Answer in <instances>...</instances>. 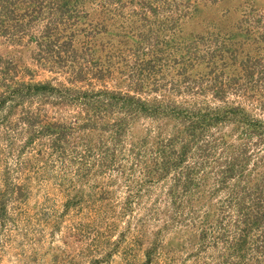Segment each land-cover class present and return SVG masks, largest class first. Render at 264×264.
<instances>
[{
    "label": "trees",
    "instance_id": "1",
    "mask_svg": "<svg viewBox=\"0 0 264 264\" xmlns=\"http://www.w3.org/2000/svg\"><path fill=\"white\" fill-rule=\"evenodd\" d=\"M182 1V6L191 3ZM186 5L180 15L188 14ZM123 7L102 1L97 40L110 31L104 20ZM142 8L159 14L175 12L177 5L149 0ZM85 9L84 0H0V35L16 31L28 37L37 64L64 77L27 79L12 60L0 56V129L5 128L0 169L3 163L10 173L0 175V226L13 222L16 210L10 208L27 199L35 177L78 187L64 202L69 207L80 203L83 182L91 176L100 196L98 214L128 221L118 244L129 237L134 247L143 242L148 225L157 224L167 205L174 222L179 211L197 224L195 205L203 199L220 213L238 212L219 222L214 237L230 264H245L250 257L244 252L252 245L264 259V117H259L264 114V13L248 8L238 30L217 26L193 36H185L177 23L176 36L162 45L137 46V59L122 70L110 59L105 68L101 57L116 56L120 47L97 44L96 56L95 48L93 53L80 40V33L89 37L80 22ZM111 75L118 86H107ZM156 92L151 102L149 95ZM142 119L150 123L139 134ZM12 151L17 156L11 165L5 155ZM120 189L124 195L115 205L103 203L112 202ZM225 191L220 205L208 201ZM179 202H186V213ZM209 218L206 212L202 223Z\"/></svg>",
    "mask_w": 264,
    "mask_h": 264
},
{
    "label": "rangeland",
    "instance_id": "2",
    "mask_svg": "<svg viewBox=\"0 0 264 264\" xmlns=\"http://www.w3.org/2000/svg\"><path fill=\"white\" fill-rule=\"evenodd\" d=\"M84 1L86 9L80 22L83 32H87L89 37L80 33V40L87 41L92 46L90 51L93 53L92 49L95 48L96 56L97 44H100L101 48H109L112 45L120 47L121 51L116 56L101 57L105 68L110 65L108 63L110 59L122 70L132 66L137 59V54L133 53L137 46L162 45L169 41L170 37L176 36L177 23L181 26L185 36H193L197 33L207 34L217 31V26L227 31L238 30L241 15L248 8L253 7L264 13V0H186L191 2L185 1L186 4H190L186 16L180 15L179 9L184 2L182 0H172V4L177 5L175 12L161 11L159 14L150 11L147 14L145 10H142V5H146V1L149 0ZM102 1H115L116 4H122L124 7L119 13L104 20L107 25L104 28L105 31H110L98 36L97 40V18L99 17L97 13H101ZM186 4L184 6H187ZM184 6L182 10L186 13ZM69 28L70 30L67 29V31L72 30L71 26ZM16 33V31H11L0 35V56L4 60H12L21 72L28 75L27 79L32 76L35 81H45L58 76L64 80V77L60 75L61 72L53 73L44 66L40 67L34 60L35 44L28 41V37L20 38ZM94 61L97 62V57ZM88 64L95 67L94 63L88 62ZM115 77L111 75L107 79L108 87L118 86ZM120 86L123 89L126 88L125 84ZM156 94L157 92L149 95L151 102L155 101ZM254 113L261 112L254 110ZM263 115L261 113L259 117H264ZM10 120L11 123H15L16 117ZM149 123L147 119H142L138 123L139 134L144 133L145 126ZM4 130L5 128L0 129L1 136ZM223 131H230V127L224 128ZM228 139L230 142L234 141V137ZM261 154H264V151H261ZM5 156L10 157L12 165L17 152L12 151L10 155L6 153ZM2 165L4 169H0V175L6 178L10 174L9 169L7 171L6 165L3 163ZM252 166L251 161L247 167ZM234 180L239 182L238 173ZM57 183L56 179L51 178L50 181H45L35 177L27 199L25 198L23 202L21 201L22 203L10 208V212L16 210L10 219L13 222L8 221L3 227L0 226V264H230L225 259L227 256L222 242L216 241L214 237L219 235V222L226 223L230 221L229 218H236L238 212L234 210L231 211L232 215H227L226 212L220 213L210 203L205 204L203 199L198 200L195 209L199 217H196L197 224H194L192 221L187 222L179 211L177 212L178 221L174 222L167 205L161 212L157 224L148 225L149 233L143 237V242L134 247L130 244V237L121 241V244L117 243L121 238V232L128 226L126 218L115 220L113 214L106 215L105 218L98 214L100 196L97 194L95 178L90 176L88 182H83V197L80 203H73L69 207L64 202L71 200L70 196L76 192L78 187L59 186ZM231 185L229 184V191L232 189ZM225 190L228 192V188ZM227 192L211 197L208 201L220 205L218 201L225 198ZM123 195L124 192L120 189L111 195L112 202L103 203L107 206L115 205ZM184 196L187 195L184 194ZM179 204V210L186 213L188 208L184 206L186 202H179ZM26 209L29 211L22 214V211ZM206 212L210 214V218L207 223L203 224V216ZM129 220H131L130 217ZM115 223L117 224L116 230L110 231V226L114 227ZM203 225L204 228H202ZM127 236L130 235L126 234ZM201 239L204 241L201 242L202 244H200ZM252 247L248 253H246L247 250L244 252L248 255L247 258L250 257L248 260L245 258V264H264L262 255L254 250V245Z\"/></svg>",
    "mask_w": 264,
    "mask_h": 264
}]
</instances>
